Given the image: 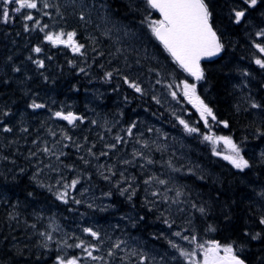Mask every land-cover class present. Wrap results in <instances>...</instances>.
<instances>
[{"label":"trees","instance_id":"obj_1","mask_svg":"<svg viewBox=\"0 0 264 264\" xmlns=\"http://www.w3.org/2000/svg\"><path fill=\"white\" fill-rule=\"evenodd\" d=\"M205 2L212 14L211 24L224 47L217 60L203 64L204 78L194 83L196 94L212 109L217 119L213 121L209 117L208 125L205 126L199 113L188 105V111L193 113L192 121L188 124L198 129V132L191 134L147 92L144 95L135 93L124 84L123 72L112 67L108 57V53L116 48L115 40L111 41L95 31L94 24L81 21L80 12L71 13L58 6L63 22L57 25L62 30L65 28V32L76 31V40L85 45L84 52L87 55L82 56V64L87 66L88 71L83 73L78 63L73 61L70 65L66 60L69 52L65 48H54L44 41L45 32L51 31L56 24H48L41 32L39 28L42 26L32 30L33 24L28 23L30 30L26 32L25 22L16 17L15 12H10L9 23H0V113H10L8 116L0 114V120L13 129L9 133L0 131V264H55L58 255L65 258L80 257L79 261H94L93 264H118L105 252L104 261L91 260L83 257L81 249L68 247L79 242L68 231L76 224L81 213L94 220L113 224L112 231L116 228L115 219L120 214H130L131 218L135 216L133 223L136 224V234H142L143 231L149 234L148 217L153 221L157 219V225H163L159 218L147 212L146 203L152 205L155 197L146 194L141 199L135 194L131 202L120 197L111 182L104 180L92 165L91 160L94 158L88 155V151H77L74 146L62 147L67 152L65 158L68 163L65 165L72 167L71 171L67 170L64 182L70 181L73 171L82 177L84 175L89 180L88 184L97 182L100 191L110 192L111 204L114 208L119 206L120 211L87 209L80 204L74 206L72 201L76 195L72 192H69L67 204L56 199L57 193L61 191L54 185L56 173L52 170L47 173L43 171L46 154L41 149L65 143V129L72 131L90 124L93 128L100 126H95L97 122L87 117V113L93 114V107L89 109L86 100L88 95L93 94L99 97L97 102H105L106 106L122 105L124 108H119V111L123 115L119 113L117 116L131 119V114H149L153 120L177 131L202 148L205 152L202 163L212 170V174H207L199 167L193 172L181 173L185 183L192 188L190 193L193 199L187 197L188 205H181L190 215L189 224H195L198 233L206 239L224 246L232 245L235 254L246 264H264V225L259 224L260 218L264 216V197L261 196L264 193V135H259L264 132V68L255 63L256 59L264 60V55L255 47L257 43L264 46V37L257 36L258 32L264 30V0H258L255 8H247L243 0ZM86 3L93 12L102 9V15L130 26L134 34L139 36L138 40L143 38L146 41L149 38L146 44L150 42L152 51L161 59L147 64L153 81L159 72L160 79L157 81L172 84L173 88L185 80L193 82L153 37L149 24L152 20L160 19L147 6L146 0H86ZM102 4L106 7L101 8ZM238 4L246 9L240 24L234 22V10ZM9 8L14 7L9 5ZM83 14L90 16L88 11V15ZM92 18L96 20V15ZM95 38H99L101 45ZM37 46L42 49L40 54L33 51ZM35 60H43L44 68H38ZM144 61L149 62L148 59ZM108 71L114 73L110 81L104 79ZM245 72L248 75H244ZM97 88L107 92L109 99L103 100L93 93ZM112 99L116 100V104H111ZM33 102L43 103L45 107L33 110L30 107ZM253 103L260 107L253 108ZM60 109H72L84 118V123L77 121L75 126H70L55 118L54 113ZM223 122H227L228 127H224ZM206 135L231 138L240 147L241 155L249 161L250 167L242 172L236 171L220 155H213L214 146L204 140ZM220 146L215 147V150L223 154L225 151ZM96 148L93 152H97ZM82 156L90 163L85 164ZM201 207L205 209L203 214L198 210ZM182 214L170 218L168 212L166 218L172 226L166 224V229L170 231L177 226L183 227ZM142 215L148 217L141 220ZM57 223L65 229L63 237L53 229ZM40 232L51 233L53 237L47 248L41 246L45 237L40 236ZM189 232L193 233L192 230ZM257 233L259 237L252 239ZM102 241V237L99 241L95 240L99 249L93 252L94 256H101L100 246L105 242Z\"/></svg>","mask_w":264,"mask_h":264},{"label":"rangeland","instance_id":"obj_2","mask_svg":"<svg viewBox=\"0 0 264 264\" xmlns=\"http://www.w3.org/2000/svg\"><path fill=\"white\" fill-rule=\"evenodd\" d=\"M48 3L51 5L49 9H43V4L39 3L38 7L41 9V11H32V15L35 18H41L50 21L49 24L51 25L56 24L51 28V32H58L62 30L57 25L62 24L63 22L62 14L60 13L59 15H57L58 6L61 7L62 10H67L71 13L80 12L87 14L88 11V14L90 13L89 15L91 16L92 14V16L86 18H89L91 20V23L94 24L93 27H95V31L111 41L115 40L116 48L108 53V57L112 64V67L121 70L124 76H128L131 79L137 80L145 89V92L148 93L149 97L154 98L156 101L159 100V104L163 106L168 113L174 116L176 121H178V119H184L186 123H190L192 121L193 113L188 111V105L194 112H198L193 107V105L190 104L188 100L183 96L182 84L184 82L190 84L195 83H191L185 80L180 83V86L173 88L172 84L157 82V79H160V73L158 71V74L154 76V78L157 79L153 81L150 77V67L147 64L150 62H159L160 57L158 54L152 51L150 42L149 44H146V42L149 41V38L146 41H144L143 38L138 40L139 36L134 34L133 30L130 29V26L125 25L120 21H116L108 15H102V9H98L93 12L89 7H80L79 0H75L74 3H70L68 2V0H48ZM42 11H47L49 14L42 15ZM93 15L94 17L96 15V20L92 18ZM105 17H107V19H105ZM43 25H45V23L40 20L39 26ZM91 29L92 27H90V31ZM63 31H65V28L63 29ZM106 32L107 35H105ZM95 41H98L100 45L102 43L100 42L99 38H95ZM66 51L69 52V55L66 56V60H68V62L71 61L73 64L74 61L79 64L78 66L80 68L83 67L85 69V72L88 71L87 66L82 64V56L73 55V53L69 49H66ZM145 59H148L149 62H145ZM118 62L120 63V65H117ZM172 91L177 92L176 99H173L171 95ZM93 93L100 96V98H102L103 100L109 99L106 96L108 95V93L101 91V89L99 88L95 89ZM98 98L99 97H95L94 94L88 95V100H86V102L89 109L90 107H93L91 109L93 110V114L87 113V117L92 121L97 122L95 126H97L98 124L100 126L98 128H93L92 124H90L83 125L80 128L72 129V131H69V128L65 130L63 129L66 134L71 137V140H66L65 143H60L61 145H54L52 149L57 153L63 152L65 153V155H62L59 161L56 160L55 156L49 157L46 155V158L44 159L42 164L44 168L43 171L47 173L49 170H52V172L56 173V175L53 177L54 185L60 188V190L62 191L64 180L68 175L67 170L69 168L65 165L68 163L67 159L65 158L67 157V152L64 150V148H62L64 144L74 147L80 145L81 147L79 150L92 149V151H94V149L97 147V152L94 153L99 156L98 153L101 150V152L109 151L107 147L108 145L116 144V136H122L126 143L117 145L115 149L109 152V156H100L98 160L95 158L91 160L92 165L97 171H99V165H104L105 167H113L116 175L112 177L113 182H111V184L114 186L115 193L117 192V195L124 198H126L127 196V193L125 194V196H121L114 183L115 181H118L120 179L119 173L121 171L124 172L125 176L135 177V184L133 185V188L136 189L135 194L139 195L141 199H144V196L146 194L151 197V191L155 189L171 188L172 191L167 193L168 197L170 198L175 197L176 190H184V194L181 197L182 202L177 206H175V204H171V201H169L168 204L160 202L161 198L159 197H155L154 201H157L155 204L150 205V203H146L148 214L155 215V217L159 218L161 222H163V225H157V219L153 221L147 215L145 217L142 215L144 219L148 217V235H146L147 232L144 233V231H141L142 234H136L134 232V229H136V224L133 223L135 222V216L133 214L132 218L130 214L129 216H118L115 219L116 228L115 230H113V232L111 229L113 224L111 225L108 224V222H102L96 219L94 220L89 215L81 213L77 219L76 224L68 232H71V234H73L75 238L79 237L85 242L98 247L99 245L94 243L95 240H93L90 236H86L83 233L82 229L84 227H90L98 231L100 233V237H102L105 241H102V243L104 242V245L100 246L101 256H98L101 257L103 261L106 256L104 252L108 254L109 250L113 248V245L116 242L125 241L126 243L122 244L120 249L115 250V254L113 256L108 255V257L113 259V261L116 262L117 260L118 264H137L138 257L130 258L128 255L132 248H135L137 252L142 251L147 253L149 256L155 257L151 264H186V261L178 256L176 250L172 249L169 246V240L177 243L184 250L197 249L198 244L207 245L208 243L215 242L211 239H206L203 235L199 234V230L195 226V224H189L188 221H191L190 215H188L186 209L181 206L183 203L185 205H188L186 202L187 197L192 198V195L190 193V190L192 188L185 183L184 178L182 177L183 174L181 173L193 172L196 168L199 167L201 169H204L207 174H212L210 172L212 170L208 168L207 165L202 163L204 162L202 159H205V156L203 155L205 152L202 150V148H199L196 143L190 142L188 138L179 134L177 131L171 130L168 127L163 126L156 120H153V117L151 115L146 113L141 115L131 114V119H125L116 115L120 113L119 108L120 110L124 108L122 105L106 106L105 102H97ZM110 102L111 104H116V100L112 99L110 100ZM58 111H62L63 113H67L69 111L74 112L72 109H60ZM102 112L106 114H102ZM109 114L113 115L107 116ZM133 122L136 123V128L133 130L134 135L129 137L127 135L126 129ZM150 128L152 129L151 134L148 131V129ZM157 129L159 131H157ZM56 138L59 139V136L57 135ZM137 139H139L141 142L146 141L147 147L142 148L141 145L136 142ZM93 145H95L94 148ZM218 145H222L220 146V149H224L225 151L223 154H220L221 157L228 154V150L223 143L213 146L215 148ZM253 149H256V147L253 146ZM134 150H138L139 152L143 153L145 157H151L156 163L153 165H147L146 168L141 169L139 165L141 163H144V160L139 157L134 159L132 155ZM63 158L65 159V161H61ZM124 160H130L133 162L131 164H124ZM168 161H172L178 171H172L171 169H169L167 166ZM205 167L207 169H205ZM232 167L231 170H234V167ZM235 170L238 171V169L236 168ZM151 176H157L159 178L168 180L169 182L164 186L153 183L149 187L143 183V180ZM78 177L81 179V183L77 185L76 190H70V192L76 195V199L82 201L80 206L86 207L87 209H103L104 211L109 209H118L119 206H115L114 208V206L111 204L112 202L110 197L105 195L106 192L100 191V184L97 182L88 184L89 180H87L84 175L82 177V175L76 173V171H73L68 183H70L72 179ZM57 181L61 182L57 183ZM120 186L128 187L127 184H122ZM102 188H104V185ZM146 188L149 189L148 192L145 191ZM85 189H87V191H84ZM129 191H131V189ZM81 192H84V194L81 195ZM148 202H150V199H148ZM89 204H94L95 207L90 208L88 206ZM170 204L171 207H169ZM73 205L75 206V203H73ZM105 205H109V207L104 209ZM177 209H183V211H178ZM151 212L154 214H152ZM161 212H164V216H161ZM168 212L170 213V218H176L177 214H182L184 212V215L182 214L183 220L182 222L180 221L183 224V227L177 226L173 230H167L164 220L167 219L166 217ZM147 224L145 225V227L147 226ZM186 225H188V228L186 227ZM59 226L60 225L57 223L55 224L53 229L57 234L63 237L65 229ZM189 230H192L194 234H191ZM175 232H180L182 236H186L189 238L195 236L197 238V243H189L188 241L175 236ZM197 251L199 250L197 249ZM220 254L223 255L222 252ZM174 256L176 257V259H173ZM83 257H87L86 253H84ZM202 259V255L198 254L197 260L202 261ZM107 261H109L108 258ZM93 263L94 261H78V264Z\"/></svg>","mask_w":264,"mask_h":264},{"label":"snow or ice","instance_id":"obj_3","mask_svg":"<svg viewBox=\"0 0 264 264\" xmlns=\"http://www.w3.org/2000/svg\"><path fill=\"white\" fill-rule=\"evenodd\" d=\"M70 3H74L75 0H68ZM43 4V9H49L51 5L48 3V0H0V23H9L11 20L10 12H15L20 14L22 19L25 21L24 30L27 32L30 30L27 21H32L33 26L32 30H35L36 26L40 25V20L35 18L32 15V11H41L38 7V4ZM147 6L157 12H159L162 19L160 20H152L149 24L150 31L153 37L163 46L164 50L171 56L173 61L178 65L180 69H182L185 73L189 76L193 77L196 81H200L204 78V73L201 69L200 61L203 58L207 57H214L217 56L222 50L224 45L221 43L220 38L217 35V32L214 30L212 24L210 23L211 12L205 0H146ZM243 4L247 5V8H255L258 4V0H243ZM9 5H15L14 8L10 9ZM79 6L82 8H87L89 5L86 3V0H79ZM93 6H95L93 4ZM101 8H105L106 5H100ZM28 10V11H24ZM47 11H42V15H48ZM59 9H57V15H59ZM246 15V9L243 8L241 5H236L234 10V22L236 24H240L242 19ZM81 21H84L86 24L91 23L89 18L81 13L79 16ZM107 19V17H105ZM48 25H43L39 28L41 32L47 28ZM110 31V30H109ZM107 35V32L105 33ZM127 35V33H126ZM77 32L76 31H58V32H45L44 34V41L50 44L52 47L63 46L66 49H69L73 55H80L86 56L87 53L83 51L85 45L78 43L76 40ZM258 37H264V30H261L257 33ZM257 51L264 55V46L257 43L255 45ZM95 50V49H93ZM36 54H40L42 49L41 47L37 46L33 49ZM119 51V49H118ZM34 63L37 65L38 68H44V61L43 60H35ZM72 65V62H69ZM255 63L259 65L260 68H264V60L256 59ZM19 71V69H16ZM80 72H85V69L82 67L80 68ZM114 73L112 71H108L105 73L104 79L106 81H110L113 77ZM244 75H248L247 72ZM124 84L129 88L132 89L135 93L144 95L145 89L141 86V84L135 80L131 79L128 76H123ZM160 83V81H157ZM183 89V96L185 99L188 100L190 104L196 109V111L200 115V119L204 121L205 126L208 125V118L210 117L213 121L217 118L213 113L212 109L208 107L203 100L196 94V84H190L184 82L182 84ZM171 95L173 99L177 98V92L172 91ZM159 103V100L156 101ZM253 108H259L260 105L253 103L251 105ZM30 107L33 110L42 109L45 107L43 103H36L33 102ZM3 116H8L10 113L8 111H3ZM54 117L66 121L68 125L75 126L76 122L79 121L80 123H84V118L82 116L76 115L73 112L69 111L66 114L62 111H57L54 113ZM180 125L183 126L184 130L191 134L198 132V129L195 127H190L188 123L185 122L184 119H178ZM95 123V122H93ZM224 127H228L227 122H223ZM136 128V123L133 122L129 127H127L126 132L129 137L134 135V129ZM0 131L5 133L12 132L13 129L5 124L3 121L0 120ZM27 131V129H24ZM149 132L152 129H148ZM157 131H159L157 129ZM142 135V134H141ZM259 135H264V132L259 133ZM65 140H71L70 136L65 135L63 137ZM116 144L108 145L109 151H103L97 156L92 149H88V155L92 156L95 159H99L100 156H108L109 152L112 151L117 147V145L126 143L122 136L115 137ZM204 140L209 141L213 145L223 143L228 150V154L223 155L222 159L228 161L234 168L238 169L239 171H244L245 169L250 167L249 161L241 155L240 147L235 144L231 138L228 137H215L212 138L210 136H204ZM141 145L142 148L147 147V142H141L139 139L136 141ZM59 143V142H57ZM69 145L64 144L63 147L67 148ZM80 145H77V151L80 149ZM95 145H93V148ZM47 156H55L56 160L59 161L62 155H65L63 152H55L52 148L44 147L41 149ZM35 155V153H32ZM133 158H142L144 163H141L139 167L141 169L146 168L147 165H153L156 162L151 157H145L143 153L139 152L138 150L133 151ZM213 155H220L215 148L213 149ZM264 155V153H262ZM85 164H89L90 161L84 159ZM133 161L124 160V164H131ZM167 166L172 171H178L172 161L167 162ZM69 170H72L71 166H68ZM99 174L109 182L112 181V177L116 175L113 167L108 166L105 167L104 165H99L98 167ZM120 179L115 181V186L120 192L121 196H125L127 193L126 199L131 202L133 196L135 195L136 189L133 188L135 184V177H128L124 175V172L121 171L119 173ZM63 179V178H62ZM168 180L159 178L157 176H151L143 180V183L147 186H151L153 183L158 185L164 186L168 184ZM60 183V181H57ZM81 183V179L75 178L72 179L70 183L64 182L63 183V190L59 191L56 195V199L62 201L63 203L67 204L69 202V192L70 190H76L77 185ZM127 184L128 187H121L120 185ZM131 189V191H129ZM148 188L145 189L148 192ZM84 191H87L85 189ZM171 188L166 189H155L151 191V195L153 197L161 198L160 202L168 204L171 201V204L179 205L181 201V197L183 196V192L180 190H176L175 197H168L167 193L171 192ZM84 192H81L83 195ZM106 196H111L112 194L105 193ZM261 196L264 197V193H261ZM75 204H81L82 201L79 199H73L72 201ZM157 201H152V204H155ZM171 204L169 207H171ZM90 208L95 207L94 204L88 205ZM193 208L196 207L195 204L192 205ZM109 207V205H105L104 209ZM103 210V209H102ZM178 211H183V209H177ZM201 214L205 212L204 208L198 209ZM161 216H164V212H161ZM11 218V217H10ZM140 219H144V217H140ZM164 223L171 227V223L165 219ZM260 225H264V216H262L259 220ZM35 228V225H32ZM58 230V229H57ZM209 230H212L211 228ZM83 233L86 236H90L93 240H100V233L93 228L84 227L82 229ZM40 236L45 237V240L42 242V247L47 248L49 242L53 240L51 233L40 232ZM175 236L188 241L189 243L196 244L197 238L192 236L191 238L182 236L180 232H175ZM259 237V233L252 237V239H257ZM79 242L75 243L74 245H68V247H74L77 249H81L83 253L87 254V257L91 260H101V257L94 256L93 252L98 251L95 245H91L84 240L80 239L79 237L76 238ZM66 243V242H65ZM125 241L116 242L113 245V248L109 250L108 255L113 256L115 254L116 249H120L122 244H125ZM64 245H61L63 247ZM169 246L176 250L178 256L183 258L186 261V264H245L244 260L241 259L238 255L235 254L234 248L232 245L222 246L218 242H211L207 245L205 244H198L197 249L193 250H184L182 249L177 243L169 240ZM223 253L221 255L220 253ZM202 255V261L197 260V255ZM129 257H138L137 264H151V262L155 259V257L149 256L145 252H137L135 248H132L131 251L128 253ZM80 257H72V258H65V256L58 255L56 258V264H78ZM123 259V258H122ZM173 259H176L174 256Z\"/></svg>","mask_w":264,"mask_h":264},{"label":"water","instance_id":"obj_4","mask_svg":"<svg viewBox=\"0 0 264 264\" xmlns=\"http://www.w3.org/2000/svg\"><path fill=\"white\" fill-rule=\"evenodd\" d=\"M155 11V10H154ZM158 15H159V17H160V19H162V17L160 16V14H159V12H157V11H155ZM157 41V40H156ZM158 42V41H157ZM159 43V42H158ZM160 44V43H159ZM161 45V44H160ZM162 46V45H161ZM163 47V46H162ZM222 55V51L217 55V56H214V57H207V58H203L201 61H200V65H201V69H202V71H203V67H202V64L203 63H208V62H211V61H215V60H217L220 56ZM187 74V73H186ZM188 75V74H187ZM189 76V75H188ZM189 77H191V76H189ZM195 82H199V81H196L193 77H191ZM201 81V80H200ZM246 264V263H245Z\"/></svg>","mask_w":264,"mask_h":264},{"label":"flooded vegetation","instance_id":"obj_5","mask_svg":"<svg viewBox=\"0 0 264 264\" xmlns=\"http://www.w3.org/2000/svg\"><path fill=\"white\" fill-rule=\"evenodd\" d=\"M37 19H38V18H37ZM42 20L44 21L45 24H49V23H50V21H48V20H46V19H42ZM24 22H25V21H24ZM27 23L33 24L32 21H27ZM57 47L64 48V47H62V46H57Z\"/></svg>","mask_w":264,"mask_h":264},{"label":"bare ground","instance_id":"obj_6","mask_svg":"<svg viewBox=\"0 0 264 264\" xmlns=\"http://www.w3.org/2000/svg\"><path fill=\"white\" fill-rule=\"evenodd\" d=\"M10 6H12V7H14L15 5H10ZM17 14V13H16ZM16 17H19V19H21L22 20V22L24 23V20L22 19V17H21V15L20 14H17V16ZM12 23L14 22L13 20L11 21ZM150 134H151V132H150ZM131 141V140H130ZM171 146V145H170Z\"/></svg>","mask_w":264,"mask_h":264}]
</instances>
